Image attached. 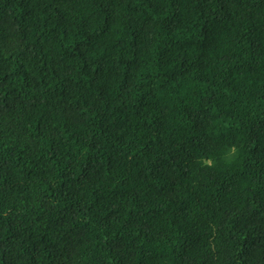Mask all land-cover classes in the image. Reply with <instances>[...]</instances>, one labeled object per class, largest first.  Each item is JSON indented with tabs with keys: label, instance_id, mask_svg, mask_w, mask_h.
<instances>
[{
	"label": "trees",
	"instance_id": "1",
	"mask_svg": "<svg viewBox=\"0 0 264 264\" xmlns=\"http://www.w3.org/2000/svg\"><path fill=\"white\" fill-rule=\"evenodd\" d=\"M0 264H264V0H0Z\"/></svg>",
	"mask_w": 264,
	"mask_h": 264
}]
</instances>
